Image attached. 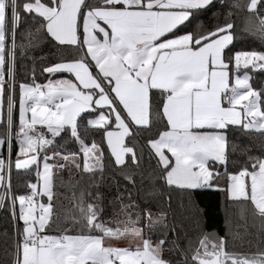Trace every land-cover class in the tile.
I'll return each instance as SVG.
<instances>
[{
    "label": "snow or ice",
    "instance_id": "snow-or-ice-1",
    "mask_svg": "<svg viewBox=\"0 0 264 264\" xmlns=\"http://www.w3.org/2000/svg\"><path fill=\"white\" fill-rule=\"evenodd\" d=\"M256 74L264 0H0V264H264Z\"/></svg>",
    "mask_w": 264,
    "mask_h": 264
},
{
    "label": "trees",
    "instance_id": "trees-1",
    "mask_svg": "<svg viewBox=\"0 0 264 264\" xmlns=\"http://www.w3.org/2000/svg\"><path fill=\"white\" fill-rule=\"evenodd\" d=\"M238 30L240 26V21H237ZM239 48L244 50H249L252 48H259V42L252 37L242 36V38L238 41ZM47 51V49L45 50ZM254 84L264 83V76L260 74H256L253 80ZM221 197L218 193L215 192H207L202 195L200 200V207L204 212V220L208 223L212 228L223 229L224 227V215L221 204ZM7 223V215L5 212L0 211V232L4 230V227ZM4 258L2 247H0V260Z\"/></svg>",
    "mask_w": 264,
    "mask_h": 264
}]
</instances>
